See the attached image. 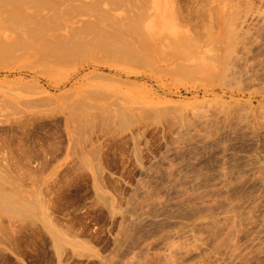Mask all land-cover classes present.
Masks as SVG:
<instances>
[{"label": "rangeland", "instance_id": "1", "mask_svg": "<svg viewBox=\"0 0 264 264\" xmlns=\"http://www.w3.org/2000/svg\"><path fill=\"white\" fill-rule=\"evenodd\" d=\"M139 8L0 56V264H264V0Z\"/></svg>", "mask_w": 264, "mask_h": 264}, {"label": "bare ground", "instance_id": "2", "mask_svg": "<svg viewBox=\"0 0 264 264\" xmlns=\"http://www.w3.org/2000/svg\"><path fill=\"white\" fill-rule=\"evenodd\" d=\"M143 1L144 0H0V7L3 8V11H0V27L1 26L3 27L2 24L4 23L9 24L8 25L9 27L7 28H10V27L20 28L21 27L20 29L21 31H23V33L20 34L21 33L20 32L19 34L22 36H25L24 40H17L11 43H7L9 44V46H7L6 44L3 43L4 40L2 38L4 35H2L3 32H1L2 38L0 37L1 38L0 42L2 43V46L0 45V56L2 54L4 55V54L12 53V51L17 47L23 46L24 49L25 47H28V46L30 47L32 41L33 42H35L36 40L40 41L41 39L42 40L45 39V41L41 43L42 46L41 48H39L38 50L39 52L41 51V53H43V51L44 52L46 51L45 53L47 56H48V53H52V54L53 53H57V54L64 53V52H59V51L60 49H64L65 51L68 50V47L66 45L68 44V42L64 40L65 34L61 36H57L58 33L56 32L59 31L61 33V31L63 30L65 32L69 31V35L76 37V38L77 37L83 38L86 35L104 34V33H107L108 31L106 30L108 27L105 24V21L107 20L112 21L113 17L119 18L120 20L118 21L121 22V24H124L123 22L124 18L135 21L133 23H128V24L125 23L127 24L125 28L119 27L120 24L118 22L117 27L114 29V31H112L118 36H121L120 34H122L124 30H128L131 33H137V34L143 33L142 31L144 30L143 34H148L149 32L151 33V35L154 33L156 34L157 32V27L155 25L156 23L154 24L153 21L146 22L149 24L144 23L145 22L144 18L147 17L146 15L148 11L145 12V9L143 11H140L139 7H140V4L143 3ZM117 9H124L127 16L126 15L123 16L122 14H118V13L117 14L113 13V12H116ZM135 18L136 20H134ZM103 22L105 25H103ZM72 25L73 26L75 25V26L72 27ZM145 32H148V33H145ZM19 34H17L18 37L20 36ZM52 34L53 36L55 35V39H57L56 41L53 39H50V40L47 39L46 36L48 35L50 36ZM108 35L111 36L112 34L109 33ZM5 40H7V38ZM72 43H73V40L71 39L70 45ZM3 45H5V47ZM83 45H85V43L83 44L82 42L79 41L78 47L76 50L79 52L82 49V47L80 46H83ZM78 52L76 53L78 54ZM151 52L152 51H150V54ZM147 54L150 55L148 52ZM152 54H154V52ZM46 55L45 56L43 55V56L47 58ZM9 56H11L12 58V55H9ZM3 57L5 58V56H2V58ZM1 61H4V60H1ZM181 69L179 68V70ZM181 71H184V69ZM45 213L47 214V211ZM48 215L49 214H47V216ZM45 219H49V218H45ZM50 221L53 222V219ZM0 224H2L1 221H0ZM22 231L23 230H21V234H22ZM21 234L19 233V235ZM16 237L18 238V235ZM20 237H22V235Z\"/></svg>", "mask_w": 264, "mask_h": 264}]
</instances>
